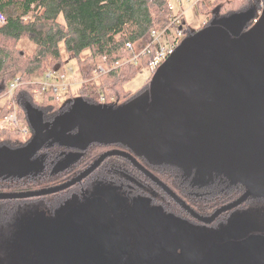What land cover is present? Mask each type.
<instances>
[{
    "label": "water",
    "instance_id": "1",
    "mask_svg": "<svg viewBox=\"0 0 264 264\" xmlns=\"http://www.w3.org/2000/svg\"><path fill=\"white\" fill-rule=\"evenodd\" d=\"M213 13L219 16V8H214ZM241 20H214L185 38L151 78L147 94L114 109L82 110L73 105L67 120L61 119L48 129L38 128L21 148L5 149L0 165L18 166L34 158L46 144L60 142L91 120L98 122L103 132L102 140L93 141L122 142L130 152L109 150L60 185L0 193V200L30 199L65 191L81 183L112 156L129 161L205 225L251 197L264 198V10L245 32L239 28ZM148 155L173 166L220 173L240 182L246 190L211 215H199L136 160V156ZM228 246L213 247L215 250L209 251L201 264H230L232 253L214 256ZM87 250L83 242L68 245L64 264L83 263Z\"/></svg>",
    "mask_w": 264,
    "mask_h": 264
},
{
    "label": "trees",
    "instance_id": "2",
    "mask_svg": "<svg viewBox=\"0 0 264 264\" xmlns=\"http://www.w3.org/2000/svg\"><path fill=\"white\" fill-rule=\"evenodd\" d=\"M227 1L220 0V4L216 6V8H219V14L221 10L227 9L229 4L234 5L237 0ZM245 2L241 6L245 7L244 10L232 12L230 15L220 18L219 16L215 18L213 9L211 12V23L214 20L241 17L239 28L242 32L249 30L253 26L257 12H259L258 1L245 0ZM169 6V0H0V16L3 20L0 25V99L6 98L5 103L0 108V118L6 116L9 112H15L21 126L32 134L30 137L32 139L35 131L27 112L30 107L40 115L42 122L48 124L62 111L61 108H63V113L70 110L73 102L70 101L66 105H61L59 98L56 96L57 92H54L52 88H49V90L45 89L41 94H38L43 96V101L38 103L36 101L37 94L34 93V90L39 88L40 84L35 83L33 85L27 80L29 76L40 69H42L41 76L49 71L59 70L62 66L59 49L61 43L64 44L65 49L69 53L75 56H79L84 50H89L88 55L84 59L79 58V71L82 79L79 97L82 102L95 107L103 105L102 108L114 109L135 99L147 89L148 85L141 92H137V95L123 89L124 84L141 69V67H138L137 64L130 60L133 55L137 54L134 46L140 44V48L148 47L153 40L152 32H163L174 20H178V23H174L172 26L180 33L184 30L183 23L171 13ZM167 33L170 34L169 29ZM23 39L29 40L35 46L30 55L23 54L14 45V43ZM128 45L132 46L131 50H129ZM149 48L152 50L151 53L141 57L142 66L147 65L154 54L152 45ZM48 65H52V67L46 68ZM99 66L103 68V72H98ZM16 77L19 78V84L12 97L8 99L6 92L9 84ZM120 91L129 97L122 102H114V98L119 100L116 96L120 95ZM110 100H113L112 104H109ZM57 108L59 109L57 110ZM49 113H53L51 117H47ZM26 133H21L17 129L10 127L0 128V149L14 150L25 146L31 140L23 141L27 135ZM115 149L130 152L122 142L91 141L83 149L66 146L60 142H50L41 150L47 153L42 170L30 177L0 176V192L35 191L60 185L78 175L102 153ZM67 154H70V158L65 160V164L59 166L60 161ZM75 154H78V156L75 157ZM143 158L145 157L136 156L137 161L144 168L162 180L192 210L202 216L209 215L213 211L216 205H213L210 198L200 199L198 196L193 198L186 192L189 190V186L180 178L181 172L177 166L164 163L162 165L164 167L167 166V168L165 167L163 171H159L157 166L144 163ZM104 164L108 165L106 176L110 177L105 178L103 176L98 178L104 182L102 183L103 190H100L99 197L104 200V204H107L108 202L103 198V193L107 192L111 197L115 198L114 209L125 211L128 208V200H119V190L131 194V191L138 190V188L130 180L124 178L123 175L137 174L144 181H150L144 178L142 173L135 170L129 161L118 156L108 157L88 179L96 175V172ZM91 180L92 178L88 182ZM236 184L237 187H234L231 183L223 192L218 189L219 191L215 192L214 190L203 194H206V197L218 196L226 197V200L228 198L234 199L238 197V194L231 195V192L241 194L242 191L246 190V187L240 182L236 181ZM76 185L78 186V184ZM76 185L75 187H77ZM99 185L101 186V184ZM112 185H117L120 189L111 187ZM75 190L76 188H73L48 196L30 198L26 199V202L32 203L44 199L46 201L45 204L48 206H53L55 202L56 205L61 207L62 204H60V201L58 202L57 197L74 196ZM198 190L212 189L202 187ZM97 192V190L94 192L96 196ZM72 198L75 202H82L79 195ZM226 200L223 203L228 201ZM119 201L123 202L122 207L116 205V202ZM75 202L69 199L67 204L72 209H77L79 205H76ZM29 205L35 206L34 204ZM175 206L178 207L177 205ZM29 209H32L29 213L40 214L33 207ZM12 211L13 207L11 206L5 205L2 208L0 238L8 239L15 232L12 226H3L9 224V222L3 223L5 222L4 219L9 221V215H11ZM70 214L75 216L74 213ZM115 216L116 213L115 215L112 214L111 222L115 220ZM60 229L58 228L57 230L60 231ZM55 234L59 240V235ZM1 240L4 239H0V243ZM64 248L63 256L60 257L61 260L59 261L61 264H64L66 253Z\"/></svg>",
    "mask_w": 264,
    "mask_h": 264
},
{
    "label": "rangeland",
    "instance_id": "3",
    "mask_svg": "<svg viewBox=\"0 0 264 264\" xmlns=\"http://www.w3.org/2000/svg\"><path fill=\"white\" fill-rule=\"evenodd\" d=\"M241 1L237 0L235 1L234 5L229 4L227 9L223 11L221 10L219 18L230 15L232 12L244 10L245 7L241 6H243L246 2L245 0L242 2ZM256 1H258V13L262 14L264 10V0ZM169 4L171 13L177 16L181 23H183L182 26H184L185 32L194 34L210 25L212 20L211 12L214 8H216V6L220 4V0H169ZM256 15L258 17V14ZM175 33L176 28L172 27L170 29V34L173 36ZM169 40L170 36L160 37L155 44L156 48L158 49V43L162 46H166ZM14 45L17 50H20L25 55H30L35 47L34 44L27 39L19 40L18 42L14 43ZM134 47L137 53L141 52L142 48H140V44H136ZM59 49L61 53L62 66L56 71V73L58 76L64 75V79L60 80L55 78H47L46 73L41 76L42 69H40L27 78L28 82H31L30 84L33 85L36 83L45 84L47 86H57L56 96L59 98V103L61 105H66L72 101L73 105L82 110L101 108L103 105L95 107L82 102L79 97V89L82 82L79 71V58L84 59L88 55L89 50H84L79 56H75L65 49L63 43L59 45ZM137 65L138 67H141V69L138 70L135 75L123 86L124 90L136 95L144 90V88L149 85L151 80V76L146 68V65L142 66L143 63L141 61ZM48 67H52V65H48L46 68ZM143 94H147V92L145 91ZM116 97L119 98V100L114 98V102H122L129 96L124 95V93L120 91V95H117ZM36 98L38 103L43 101L42 95H37ZM5 100L6 98L0 99V108L5 103ZM113 100H110L109 104H112ZM58 109L59 108H57V110ZM61 109L62 111H60L55 119L50 121V124H48L42 122L40 115H38L30 107L27 112L30 116L31 125L34 131H36L38 128L48 129L50 125L55 126L60 123L61 119L67 120L71 115L72 109L67 110L65 113H63V108ZM52 114L53 113H49L47 117H51ZM20 129L24 130L26 128L22 127L20 124ZM26 134L25 140L23 141H28L31 139L30 137L32 134H30V132H27ZM102 139L103 132L101 125L98 122L91 120L82 123L73 133L65 135L62 139H60V143L73 148L83 149L90 141ZM20 140L22 139L20 138ZM5 151V148L0 149V156L4 155ZM46 154V151H40L34 158L18 166L8 165L7 167H3L0 165V176H34L42 170ZM67 155L62 161H60L59 166L65 164V160L70 158V154ZM74 156L77 157L78 154H75ZM143 161L144 163H147L151 166H159L164 164L156 157L150 155L143 158ZM107 167L108 165L104 164V166L96 172V175L90 177L88 180L91 178L92 180L94 178H101L103 176L105 178L110 177L106 176ZM178 170L181 172L182 180L184 177L186 178L191 172L189 168L183 167H178ZM182 171L184 173H182ZM195 174L199 180L198 182L194 183L197 185L205 184V186H207L208 182L214 179V175L211 173V171L205 168H196ZM214 190L215 192L219 191L216 189L190 190L189 187V190L186 192L190 194L192 192H196L200 199L210 198L213 205H216L214 207V209H216L227 202L223 203V201L226 200V197H206V194H203L204 192ZM232 194L237 193L231 192V195ZM57 198L58 202L60 201V204L62 205L61 207L58 205L55 206L56 215L60 214L61 211L64 213L75 212V209H72V207L67 204L70 198L69 195ZM103 198L108 202L105 204V207L107 206V211H105L103 214L111 222L112 214L115 215L117 211L114 209L115 198L111 197L107 192L103 193ZM247 204L248 205L245 204L243 207H247L251 203ZM173 207L177 209L175 205ZM178 210L181 212L180 209ZM29 212L30 210H26V212L20 215V226H12L15 229V232L11 237L9 236L8 239L0 238L4 239L1 240L0 243V264H61L59 261L61 260L60 257L63 256L64 245L61 242L60 231L57 229H60L63 226H51V223H48L49 225H44V220L40 214L34 215ZM134 213H132V211L128 208L123 212H121V210L120 212L117 211L114 221H116L117 224H121L122 226H133L134 222H140ZM57 216L59 217V215ZM240 216L244 217V214H240ZM256 220L257 218L252 220V218L245 217L243 221H239L238 226L233 224V222L226 223L225 220H223V223L217 226H205L204 228L200 226L191 228L187 225L188 222L185 221V229L183 227L181 229L177 227L175 230L174 226H145V224L142 223L140 226L141 230L137 232L141 243V245H139V251L141 250V254L137 255L136 258L137 264H160L162 257H165L167 264H199V256H203L202 253L205 251V249H209V251L215 250L213 247H217L215 246L216 244H219L228 238H236V231L240 235H247L249 234L248 231H259L260 227L264 226V218L260 224L255 222ZM55 233H59V240ZM225 253H228L229 256V254H231V250H228V252ZM150 261L151 263H149Z\"/></svg>",
    "mask_w": 264,
    "mask_h": 264
},
{
    "label": "flooded vegetation",
    "instance_id": "4",
    "mask_svg": "<svg viewBox=\"0 0 264 264\" xmlns=\"http://www.w3.org/2000/svg\"><path fill=\"white\" fill-rule=\"evenodd\" d=\"M215 18H218V16ZM191 35L192 34L190 32L187 33L185 30L184 32L182 30L180 39L183 41L185 38ZM148 89L149 85L147 89L143 91V93ZM165 167L167 168V166ZM165 167L164 165H159L157 166V170L163 171ZM133 168L137 170L134 166ZM183 168H189L191 170L188 176L186 178L184 177L183 179L186 182V185H188L190 188L199 189L203 187L206 189H219L221 192H223L230 186L231 183L234 187H237L235 180H231L220 173H214L213 171H211V173L214 175V179L208 182L207 186H205V184H194L199 181L197 179V175L195 174L196 168L189 166H183ZM182 173L184 172L182 171ZM143 177L148 179L150 182L144 181L142 177L137 174L124 176V178L130 180V182H132L134 186L138 188V190L131 191V194L121 190L118 192L119 200L127 199L128 209L131 210L132 213L136 212L134 214L140 221L134 222L133 226H122L121 224H117L116 221L110 222L105 217L103 213H105L107 210L104 200H101L99 197L100 190H103L102 183L104 182L98 178L88 182V177L85 179L86 181L83 180V182L79 183L78 186L76 185L77 187L73 186L65 190L68 191L70 189L76 188L74 192L75 195L70 196L69 198L70 201L75 202L72 197L78 195L82 199V202H75L76 205H79V207L75 209V212H73L75 216L70 214V212H61L58 217V214L56 215L54 213L56 203L54 202L53 206H48L45 204L46 201H44V199H40L32 203L26 202V199L1 200L0 216L2 208L5 205L13 207L11 215L8 214L9 221L4 219L5 222L3 223L5 224L9 222L10 225H1L20 226V214L24 213L26 210H32L29 208L33 207V209H36L37 212H40V215L44 220V225L51 223V226H63L60 229V238L62 244L65 247L64 249H66L68 245L77 242H83L87 249H89L87 250V255H85V258L83 259V263L76 261L74 264H137V255L141 254V250L139 251V245H141V243L137 232L141 230L140 226L142 223H144L145 226H174L175 230L177 227L179 229L182 227L185 229V221L188 222L187 225L191 228H195L196 226L204 228L205 226H217L223 223V220H225L226 223L233 222V224L238 226L239 221H243L245 217L252 218V220L257 218L255 222L260 224L264 218V198L254 196L249 198L242 205L222 214L212 224L205 225L198 222L185 210H183L172 198L169 197L168 194H166L149 178L144 175ZM160 181L164 183L162 180ZM99 184H101V186ZM111 187H117L120 189V187L117 185H112ZM96 190L98 191V196L94 194ZM244 192L245 190L242 191L241 194L237 193L238 197L234 199L228 198L227 203L224 205L237 200L244 194ZM6 193H20V191ZM176 195L178 196V194ZM190 195L193 198L197 197L196 192H192ZM178 197L182 199L180 196ZM247 203L251 204L247 207H243L245 204L248 205ZM29 204H34L35 206H30ZM116 205L118 207H122L123 202H116ZM174 205L178 206L177 209L173 207ZM222 206L214 209L209 215ZM180 208L182 210L181 212L178 210ZM117 211L120 212V210ZM123 211L121 210V212ZM240 214H244V217H241ZM260 230L248 231L249 234L246 233L247 235H240L235 230L236 238H228L215 245L221 246L228 244L229 246L227 249H223L221 253H214V256L216 258L228 256V253L224 252L231 250L232 257L230 259V264H264V226L260 227ZM208 251L209 249H205V251L202 253L203 256H199V264H201L202 259L207 255ZM149 263H151V261ZM160 264H167L165 257L161 258ZM212 264L215 263L213 262Z\"/></svg>",
    "mask_w": 264,
    "mask_h": 264
},
{
    "label": "built area",
    "instance_id": "5",
    "mask_svg": "<svg viewBox=\"0 0 264 264\" xmlns=\"http://www.w3.org/2000/svg\"><path fill=\"white\" fill-rule=\"evenodd\" d=\"M170 9V7H169ZM261 14L258 13V17H256L254 19V24L259 20ZM3 23L2 17L0 16V25ZM174 23H178V20H174L169 27H167L163 32L161 33H155L152 32V42L151 44L146 47V48H142L140 53H137L135 55H133L130 60L135 63L138 64L141 61V57L145 56V55H149L151 53L152 50H150V46L152 45V49H154V54L151 56L149 62L146 65V68L148 70V72L150 73L151 78L157 73V71L161 68V66L167 61V59L174 53V51L176 50V48L180 45V43L182 42L180 37H181V33L180 31L176 30L175 35H171L167 33V30L171 29ZM162 36H170V40L168 41V44L166 46H162L159 43L157 44L158 49L156 48L155 44L156 42L159 40L160 37ZM129 50L132 49L131 45H128ZM98 72H103V68L101 66L98 67ZM47 74V78H55V79H60L63 80L64 79V75L58 76V74L56 73V71H49L46 73ZM19 84V78H15L8 87V90L6 92V97L8 99H10L13 95V92L15 91V89L17 88ZM52 88L54 90V92H57V86H47L45 84H40V87L34 90L35 94H41V92L45 89H49ZM65 88V87H64ZM12 126L14 128H16L18 126V119H17V114L15 112H10L9 114H7L6 116L0 118V128L3 127H9Z\"/></svg>",
    "mask_w": 264,
    "mask_h": 264
},
{
    "label": "bare ground",
    "instance_id": "6",
    "mask_svg": "<svg viewBox=\"0 0 264 264\" xmlns=\"http://www.w3.org/2000/svg\"><path fill=\"white\" fill-rule=\"evenodd\" d=\"M10 113V112H9ZM8 113V114H9ZM7 115V114H6ZM17 119H18V117H17ZM10 128H12V129H17L18 131H20L21 133H26L27 131H26V129H24V130H21L20 129V122H19V120H18V126L16 127V128H14V127H12V126H9ZM3 128H6V127H3Z\"/></svg>",
    "mask_w": 264,
    "mask_h": 264
}]
</instances>
